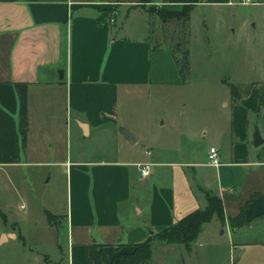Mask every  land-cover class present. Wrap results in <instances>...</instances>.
I'll return each mask as SVG.
<instances>
[{"label":"crops","instance_id":"0c3cea01","mask_svg":"<svg viewBox=\"0 0 264 264\" xmlns=\"http://www.w3.org/2000/svg\"><path fill=\"white\" fill-rule=\"evenodd\" d=\"M134 1L0 0V264H105L100 250L108 258L132 252L205 207L207 191L223 200L229 264H264V243L241 236L264 231V83H234L242 95L229 89L212 114L160 116L145 130L151 121L123 114L126 94L169 93L180 84L165 74L171 64L163 58L156 67L145 33L127 36L125 24L116 30L120 10L98 22L99 9ZM240 3L264 6L199 0L193 11ZM211 146L219 166L209 163ZM146 162L152 171L144 177ZM242 209L248 222L231 226ZM209 222L190 250L183 245L187 254L222 246L209 238Z\"/></svg>","mask_w":264,"mask_h":264},{"label":"rangeland","instance_id":"374dc122","mask_svg":"<svg viewBox=\"0 0 264 264\" xmlns=\"http://www.w3.org/2000/svg\"><path fill=\"white\" fill-rule=\"evenodd\" d=\"M156 4L155 1L145 0L127 4L118 2L117 9L120 11L116 30L125 24L127 36L145 33L153 48L156 67L163 58L165 63L171 64L165 74L180 85L176 88L171 86L169 93L146 90L139 96L126 94L122 100L123 114L129 111L133 119L146 121V125L151 121L146 130L160 116L171 120L200 116L206 111L212 114L216 109L215 104L228 99L230 83L250 80L264 83V6L240 3L213 8L203 5L191 13L187 22H182L161 18L160 13L153 9ZM126 13H129L127 19ZM186 48L190 51V70L183 76L176 60L181 58ZM161 65L167 68V64ZM173 69L176 71L173 72ZM186 101H192L193 104L186 105ZM140 112L145 114L140 115ZM138 129L144 131L143 127ZM92 142H87L90 143L89 147L97 149L99 143L102 144L101 148L108 146L105 141ZM206 231H210L209 238H216L215 243H221L222 246L208 248L194 255L187 254L182 244L163 247L167 243L156 240L152 264H186L190 260L201 264H229L227 245L230 237L226 227L214 216L206 224ZM241 236L245 240H253L252 243H264V231H244ZM237 237L234 234L235 241Z\"/></svg>","mask_w":264,"mask_h":264},{"label":"trees","instance_id":"16d2710c","mask_svg":"<svg viewBox=\"0 0 264 264\" xmlns=\"http://www.w3.org/2000/svg\"><path fill=\"white\" fill-rule=\"evenodd\" d=\"M144 1V0H142ZM158 2L160 0H145V2ZM196 0L192 3L183 4L181 7H169L155 5L153 9L157 10L161 18L176 19L177 21L187 22L195 7ZM118 2L114 3L109 8L98 10V22L103 23L106 20H111L116 15ZM182 44V43H181ZM180 43H178V46ZM153 49V48H152ZM177 65L179 72L184 76L190 70V51L189 48L183 50V55L178 58ZM185 82V81H184ZM231 94L233 96H241L240 85L230 83ZM243 92L248 93L249 89ZM207 204L205 207L197 208L192 212L186 214L184 217L175 223L161 228L159 231L153 233L149 238L135 244V249L132 252L120 253L113 258H108L106 253L100 250L105 264H150L153 255V243L158 240L168 244H182L187 250H190L192 244L198 238L205 223L209 222L215 215L222 221H226L224 212L223 200L221 196L214 192H206ZM48 219L54 220L55 214L46 211ZM0 213L2 211L0 210ZM231 226L243 225L248 222L244 209L236 216L229 217Z\"/></svg>","mask_w":264,"mask_h":264},{"label":"built area","instance_id":"2783aa9c","mask_svg":"<svg viewBox=\"0 0 264 264\" xmlns=\"http://www.w3.org/2000/svg\"><path fill=\"white\" fill-rule=\"evenodd\" d=\"M242 2H249L250 0H241ZM208 160L211 165L214 166H219L220 165V153L219 150L216 146H211L209 148V153H208ZM140 173L142 176L146 177L150 175L152 171V164L151 163H141L140 164Z\"/></svg>","mask_w":264,"mask_h":264},{"label":"water","instance_id":"95a60500","mask_svg":"<svg viewBox=\"0 0 264 264\" xmlns=\"http://www.w3.org/2000/svg\"><path fill=\"white\" fill-rule=\"evenodd\" d=\"M124 131L125 132H123V133L126 135L128 140L131 141V142L134 141V139H132L130 136H128L129 135L128 132H127L128 130H124ZM253 137H254V141H253L254 145L258 146V145H260L263 142V139L261 138L260 133H259L258 130H255Z\"/></svg>","mask_w":264,"mask_h":264}]
</instances>
